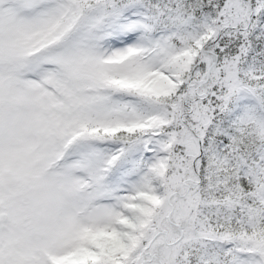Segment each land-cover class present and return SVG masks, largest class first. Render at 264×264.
<instances>
[{
    "label": "snow or ice",
    "instance_id": "1",
    "mask_svg": "<svg viewBox=\"0 0 264 264\" xmlns=\"http://www.w3.org/2000/svg\"><path fill=\"white\" fill-rule=\"evenodd\" d=\"M0 264H264V0H0Z\"/></svg>",
    "mask_w": 264,
    "mask_h": 264
}]
</instances>
